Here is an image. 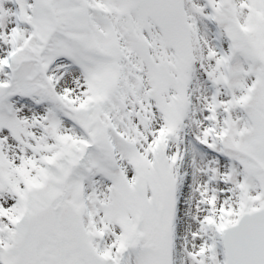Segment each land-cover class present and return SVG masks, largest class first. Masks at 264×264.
<instances>
[{
	"label": "snow or ice",
	"instance_id": "6c2138e0",
	"mask_svg": "<svg viewBox=\"0 0 264 264\" xmlns=\"http://www.w3.org/2000/svg\"><path fill=\"white\" fill-rule=\"evenodd\" d=\"M0 264H264V0H0Z\"/></svg>",
	"mask_w": 264,
	"mask_h": 264
}]
</instances>
